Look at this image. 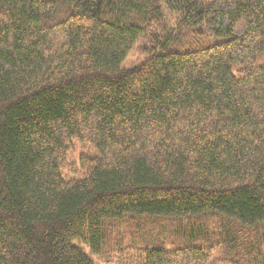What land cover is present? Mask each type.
<instances>
[{
	"label": "trees",
	"instance_id": "16d2710c",
	"mask_svg": "<svg viewBox=\"0 0 264 264\" xmlns=\"http://www.w3.org/2000/svg\"><path fill=\"white\" fill-rule=\"evenodd\" d=\"M163 3L222 40L168 48ZM79 243L264 264V0H0V264H94Z\"/></svg>",
	"mask_w": 264,
	"mask_h": 264
},
{
	"label": "rangeland",
	"instance_id": "374dc122",
	"mask_svg": "<svg viewBox=\"0 0 264 264\" xmlns=\"http://www.w3.org/2000/svg\"><path fill=\"white\" fill-rule=\"evenodd\" d=\"M162 11H163V14L166 17H168V20H170L171 23L174 25L175 29H177V30H175V33L177 35V42H175V43L173 42L174 44L171 43L168 48L175 47V49L177 51H188V50L197 49V48L202 47V46L211 45V44L220 42L222 40V39L217 38L215 36L208 35L204 25L200 26V27H191L190 29L185 28V27L178 28L176 26V22L180 19L179 18L180 15L174 7H170L169 5H165L163 3ZM139 58H140V56L137 54V52L132 51L128 55V57L124 60V62L122 63V67L129 68V67L133 66ZM84 151L85 150L83 149V147L81 145L73 144L72 150L68 153L67 160H68L69 164H72L74 166L72 168V171H74V172H72L71 170H67L65 173V177L67 179H69V178H80L82 176V170L79 166V156ZM205 220L209 223L214 221L211 218H207ZM119 229H121V232H125V235L127 236V234H128L127 229L128 228H127L125 223H122L121 226L119 227ZM169 230H171L170 227H168L166 229V231H169ZM155 237H156V235H155ZM110 240H111V238H110ZM108 244H110V242H108ZM78 245L83 249V251H85L89 255L88 249L85 245H83L81 243H79ZM111 255L112 256L109 259H106V258L100 257V256L99 257L98 256H91V255H89V256L92 258L94 264H121L122 263L121 260L119 259L118 255H113V254H111Z\"/></svg>",
	"mask_w": 264,
	"mask_h": 264
}]
</instances>
